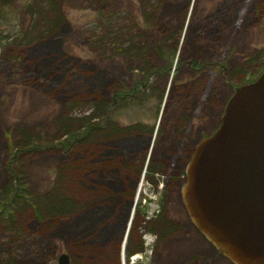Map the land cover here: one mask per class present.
Segmentation results:
<instances>
[{
    "label": "rangeland",
    "instance_id": "374dc122",
    "mask_svg": "<svg viewBox=\"0 0 264 264\" xmlns=\"http://www.w3.org/2000/svg\"><path fill=\"white\" fill-rule=\"evenodd\" d=\"M140 1L0 0V187L8 145L22 134L38 148L17 168L25 187L15 212L18 232L0 225V264H57L60 254L68 264H230L188 221L178 185L162 190L166 175L155 184L154 177H142L157 102L113 106L104 117L95 107L96 101L112 103L110 89H131L149 63L160 66L157 43L165 32H178L181 64L148 83L163 91L162 101L174 83L193 81L191 92L201 93L168 105L148 163L170 147L189 153L218 121L230 86L256 78L264 67V0H144L150 24ZM131 22L137 46L144 47L145 73L137 51L118 56ZM196 47L208 68L192 76L185 64ZM192 106L193 118L181 133L174 122L182 107ZM84 126L93 128L84 134ZM70 133L67 148L58 146ZM47 193L71 204L69 213L35 220L31 205L39 206Z\"/></svg>",
    "mask_w": 264,
    "mask_h": 264
},
{
    "label": "water",
    "instance_id": "95a60500",
    "mask_svg": "<svg viewBox=\"0 0 264 264\" xmlns=\"http://www.w3.org/2000/svg\"><path fill=\"white\" fill-rule=\"evenodd\" d=\"M184 175L182 207L214 252L230 264H264V71L232 87L218 127L197 142Z\"/></svg>",
    "mask_w": 264,
    "mask_h": 264
},
{
    "label": "trees",
    "instance_id": "16d2710c",
    "mask_svg": "<svg viewBox=\"0 0 264 264\" xmlns=\"http://www.w3.org/2000/svg\"><path fill=\"white\" fill-rule=\"evenodd\" d=\"M91 3H99L102 2V0H89ZM168 1V0H166ZM188 1V0H187ZM156 3L162 4L165 2V0H155ZM147 5L146 1L141 0L140 6L142 9V19L145 23L150 24V18L149 13H145L144 8ZM191 7V6H190ZM136 25L131 22L129 25V29L127 31H124L121 34L120 43L121 45H126L125 47H121L118 50L120 51V54L118 56H124L128 52L131 51H137V57L136 60L141 63V66L139 68L140 72H144L143 66L146 65V63H143L145 60V51L144 53H140L141 50L144 49L143 46H137V41L140 39V36L136 34ZM162 42H158L154 51L156 54V58L160 60L161 65L157 66L152 65L151 63L148 64L146 74H142V78L135 81L133 87L131 89H125V88H113L110 89V92L112 94V99H118V106L124 107L126 105H131L134 107H138L141 104H143L147 100H155L157 102V109L159 105L161 104L162 97H163V91L160 90L158 87H156V83H148V79L151 77H158L161 78L164 75H167L170 72V68H172V64L175 59L176 49L179 41V34L178 32L173 33H164L162 35ZM144 45V44H141ZM91 50L94 48H90ZM112 50H115V46H111ZM141 54V55H140ZM140 55V56H138ZM178 62V61H177ZM180 64V63H177ZM264 71V67L261 69L260 73ZM145 73V72H144ZM252 77V76H251ZM255 78H249L243 82H240L239 84H245L248 82L253 81ZM97 107H95V112L99 114L100 117H104L109 115L112 110L113 106L115 104L105 102L103 100L96 101ZM95 101H93L92 104H96ZM157 111V110H156ZM86 119V117H85ZM93 127L88 126L87 128L84 126L81 128L82 133L85 131H88L89 129H92ZM68 136H65V138L62 139V142L58 145L63 149L67 148V144L69 142V139H71V136L73 133L67 134ZM27 135L19 136L14 142L10 143L8 145V153L10 154L9 161L7 165L5 166V180L3 185L0 187V217H1V226L2 231L8 232L9 234H13L15 232H18L17 227V221H15V212L19 210L21 207L18 203L20 199H22V192L25 190L23 186L21 171L19 170V173H17V168L20 166L21 163L24 162L25 155H27L29 152H37L38 148L35 145L30 144V142H27L28 138L24 137ZM67 138V139H66ZM26 141V142H25ZM26 201L28 202L29 199L26 198ZM25 204V203H24ZM72 209V205L65 201L60 200L57 201L51 197L49 193L44 195L42 197V201L40 202V205L37 206L35 204L31 205L32 214L35 220L43 221L44 218L48 217L51 214L56 215H65L68 214L69 211ZM127 217V214L125 218ZM124 218V220H125ZM123 220V222H124ZM141 221L137 222L138 224L134 223L133 227L136 228L140 224ZM159 225V224H158ZM132 227V229H133ZM160 229L163 228V225H160ZM165 228V227H164ZM131 229V230H132ZM151 231V229H149ZM163 231V229H162Z\"/></svg>",
    "mask_w": 264,
    "mask_h": 264
},
{
    "label": "flooded vegetation",
    "instance_id": "af4514ba",
    "mask_svg": "<svg viewBox=\"0 0 264 264\" xmlns=\"http://www.w3.org/2000/svg\"><path fill=\"white\" fill-rule=\"evenodd\" d=\"M223 29V26H219L218 28V32L221 31ZM202 37H198L196 40L201 41ZM213 41H215L214 39H212ZM181 44H179L177 46L176 49V54H175V59L173 62V68L171 71L174 70V66L177 64L178 57H177V53L179 52L178 50L180 49ZM201 48V47H200ZM199 47L195 48V52L194 55L192 56H188L186 59V66H187V70L188 72H190V74L192 76L201 74V72H203V70L205 68H208V64L205 63V59L204 61L202 60L203 58H201L202 53L200 54V51H202V49H200ZM181 64V63H180ZM149 81V79H148ZM193 81H191L190 83H183V84H172L171 88V94H170V90H167L165 97L163 98V103L161 104V106L158 107V111H156L157 113L159 112L158 115V121H157V126L156 128L153 130V126L151 125L150 127H148L147 131H146V135L150 140V137H152V141H151V148L149 150V153L147 155L146 161H145V165L142 171V177H145L147 180L153 179V177L155 178V182L157 181V177H162V175H166L167 176V181L164 187H161L162 190H167L170 191L173 187L175 186H181L184 182V169H185V165L186 162L188 161V159L190 158L193 149L195 147V145L197 144V142L199 140H201L202 138H205L207 136H209L210 134H212L214 132V130L218 127L219 124V118L218 121H216V123L213 125V127L211 128L210 132L208 134L205 135H201L199 140L195 143V145L193 146L192 150L189 153H185L184 154V149L181 150V154H177L176 149L174 148H169V151H165L164 153H162V155H160L159 158L150 161V163H148L149 160V155L151 153L152 150V146L154 145L155 140H157L158 136L161 134V129L159 128V124H160V119H163L164 116H166L167 114V109H168V105L170 103H173L174 101H183L185 99H187L188 96L192 95L196 100L198 99V97L200 96L201 90H194L191 92L192 89V84ZM242 84H237V85H232L230 86L231 88V92L230 95L232 93V87L235 86H239ZM229 95V96H230ZM229 97H227L228 99ZM227 99H225V102L227 101ZM113 104H116L119 102L118 99H114ZM205 104V103H204ZM225 104V103H224ZM200 105V103H199ZM207 105H211V106H217L218 105V100L215 101H209L207 99ZM114 106H118L114 105ZM224 107V105H223ZM191 109V111H190ZM190 109L188 108H181V117L179 119H177V121L174 122V124L180 129V132L182 133V131L185 129V125H187L189 123V121L191 122L192 120V111L194 109V106H192ZM223 110V108H222ZM169 113V112H168ZM163 140H165L164 138H162ZM148 140V141H149ZM147 141V142H148ZM148 144V143H147ZM146 144V145H147ZM194 144V143H193ZM181 148H183L182 146H180ZM144 150H146V147L144 148ZM147 151H143V153H141V160L144 159V154H146ZM144 161V160H143ZM141 162V161H140ZM141 166V164H140ZM140 168L138 167L137 171H139ZM146 174V175H144ZM135 223V222H134ZM137 229L133 227V230ZM160 229V228H159ZM141 246V245H140ZM137 250V247H136ZM139 251L137 252H141V249H138Z\"/></svg>",
    "mask_w": 264,
    "mask_h": 264
},
{
    "label": "bare ground",
    "instance_id": "6f19581e",
    "mask_svg": "<svg viewBox=\"0 0 264 264\" xmlns=\"http://www.w3.org/2000/svg\"><path fill=\"white\" fill-rule=\"evenodd\" d=\"M134 207H135V204H134ZM135 258V257H134Z\"/></svg>",
    "mask_w": 264,
    "mask_h": 264
}]
</instances>
